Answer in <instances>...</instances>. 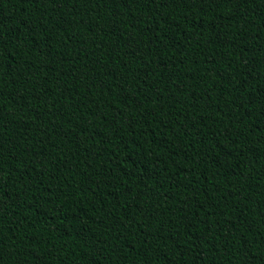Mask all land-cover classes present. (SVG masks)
Instances as JSON below:
<instances>
[{
    "label": "trees",
    "instance_id": "16d2710c",
    "mask_svg": "<svg viewBox=\"0 0 264 264\" xmlns=\"http://www.w3.org/2000/svg\"><path fill=\"white\" fill-rule=\"evenodd\" d=\"M0 264H264V0H0Z\"/></svg>",
    "mask_w": 264,
    "mask_h": 264
}]
</instances>
